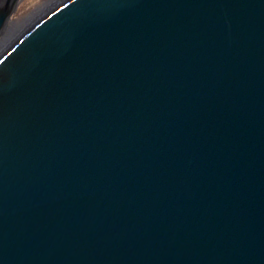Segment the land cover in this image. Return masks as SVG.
<instances>
[{"label":"water","instance_id":"95a60500","mask_svg":"<svg viewBox=\"0 0 264 264\" xmlns=\"http://www.w3.org/2000/svg\"><path fill=\"white\" fill-rule=\"evenodd\" d=\"M19 1L0 264H264V0Z\"/></svg>","mask_w":264,"mask_h":264},{"label":"rangeland","instance_id":"374dc122","mask_svg":"<svg viewBox=\"0 0 264 264\" xmlns=\"http://www.w3.org/2000/svg\"><path fill=\"white\" fill-rule=\"evenodd\" d=\"M57 1L58 0H20L16 10L11 16V25H16L15 30L23 28L32 19L36 18L40 12L52 6Z\"/></svg>","mask_w":264,"mask_h":264},{"label":"bare ground","instance_id":"6f19581e","mask_svg":"<svg viewBox=\"0 0 264 264\" xmlns=\"http://www.w3.org/2000/svg\"><path fill=\"white\" fill-rule=\"evenodd\" d=\"M11 23H12V22H11ZM10 26H12V27H10ZM15 26H16V25H11V24H10V25L8 26V28H6L5 32L7 33V32H9L10 30L13 31V29H15ZM17 27H18V26H17Z\"/></svg>","mask_w":264,"mask_h":264}]
</instances>
